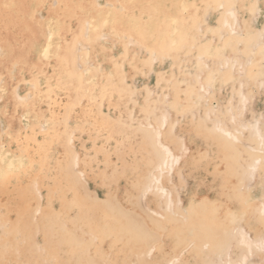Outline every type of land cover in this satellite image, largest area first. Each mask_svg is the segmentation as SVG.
Returning <instances> with one entry per match:
<instances>
[{
    "label": "bare ground",
    "instance_id": "bare-ground-1",
    "mask_svg": "<svg viewBox=\"0 0 264 264\" xmlns=\"http://www.w3.org/2000/svg\"><path fill=\"white\" fill-rule=\"evenodd\" d=\"M260 5L264 7V0H57V4L53 0H0V127H3L0 132V196L8 198L1 194H7V188L16 181L43 182L48 186L58 177L68 181L73 199L65 208L77 209L72 226L68 227L66 220L52 216L53 198L47 200V206L40 200L43 197H40V188L36 191L39 199L34 205L30 206V201L25 198H10L13 206L16 205L10 219L27 215L39 227L46 221L49 226L46 231L63 227L69 234L68 242L78 241L70 255L72 264H79L73 260L85 253H89L92 260L104 257L103 238L108 235L115 240L111 248L114 243L131 239L130 252L143 262L141 264H152L149 258L146 259L150 257L154 243L152 233L167 228L164 227L166 224L156 220L169 209L173 215L163 218L174 221L173 225H167L175 247L163 258L162 264H172L171 255L179 259L180 252L186 247H191L198 263L203 264L196 256L202 245L209 249V264H215L211 258L213 254H220L222 264H258L246 261L254 255L252 245H248V254L241 260L235 259L232 252L237 230L241 242L249 239L254 244L251 239L253 229L248 230L249 217L264 215V197L254 198L259 179L264 191V123L259 125L263 116L255 114H251L254 123L248 124L244 119L251 96L240 94L242 107L237 113L230 112L231 125L220 115L213 119L216 122V128L212 130L214 135L207 132L208 139L213 141L205 142L200 152L203 155L223 137L219 146L226 162L222 167L215 165V173L220 175L226 168L230 178L237 177L234 195H217L218 198L208 201L196 195L187 207H176L182 202L181 193L167 195V187L176 171L180 179L184 178L183 168L174 169L180 158H185L188 146L185 140L177 148L179 144L171 140V132L163 130L169 125L163 120L171 113L169 109L181 110L188 120L187 109L194 105L195 96L197 100L200 94L192 80L202 84V91L206 92L212 86L208 84L220 72L228 85L250 66V81L259 83L257 77L264 76V69L260 74L264 63V28L257 32L252 16ZM209 10H214L218 16L210 23L212 26L207 35L201 30ZM238 29L239 34L236 33ZM209 34L211 41L206 43ZM80 44L85 46L82 52L77 51ZM137 46L143 54L130 62L133 48ZM179 48L184 55L181 60H176L173 77L167 80V76L159 74L149 84V90L153 83L158 86L167 81L170 85L171 92L161 93L159 104L150 102L153 93L149 90H131L135 73L142 71L141 75H146L144 69L150 61L166 53L170 56ZM230 52H234L231 58ZM245 55L250 62L241 61ZM115 66L125 73L124 80ZM203 75H206V85L201 81ZM115 97L119 102L109 104V99ZM167 97L171 98L168 103ZM87 102H105L114 108L104 117H93L98 131L109 137L107 147L121 143L127 151L131 148L127 144L129 139L137 142L133 146L136 151L146 150L147 142L148 146L155 145L152 149L158 158L155 156L146 167L145 178L134 182L141 194L138 197L125 195L121 201L111 192L102 197H91L97 194L88 191L90 180L101 181L110 187L106 184L110 179L102 176V167L109 159L105 153L95 159L88 158L89 153L74 136L75 127L65 124L76 118V114L81 113V104L86 103V106ZM86 108L89 114L94 111L89 106ZM148 110L151 111L148 118L132 120L133 115L140 117L141 112ZM211 113L204 105L199 113L203 118L201 121L210 123ZM153 123H156L155 127L150 130ZM85 127L88 128L86 124L81 126L82 129ZM216 129L222 130L221 133H216ZM246 132L250 148L244 147L242 142L241 136ZM56 147L59 152L55 153ZM131 162L126 177L129 180L139 171L136 160ZM75 169H78L77 173ZM156 190L158 192H154ZM149 195L155 196V202L150 205L153 215L146 223L143 217L140 219L139 214L143 211L131 209L130 201ZM100 220L104 224L103 230H100ZM124 220L127 222L123 223ZM85 230L88 239L93 237L94 240L80 247ZM16 231L12 227L6 236L10 237ZM183 233H186L185 237ZM257 236L256 242H261L259 250L264 249L261 230ZM162 243L160 252L166 247L165 241ZM93 249L96 250L94 253ZM44 251L47 252V245L42 247L39 256ZM225 251V256H221ZM65 258L58 255L52 264H63ZM261 262L264 263V259ZM179 264L185 263L179 261Z\"/></svg>",
    "mask_w": 264,
    "mask_h": 264
},
{
    "label": "rangeland",
    "instance_id": "rangeland-1",
    "mask_svg": "<svg viewBox=\"0 0 264 264\" xmlns=\"http://www.w3.org/2000/svg\"><path fill=\"white\" fill-rule=\"evenodd\" d=\"M53 3L57 4V0H53ZM217 16L218 13H216L214 10L207 11L204 28L203 30H201L202 33H204V31L205 34L209 32V28L210 26H212L210 23L216 20ZM252 22L254 29L257 32L264 28V7H262L261 5L256 7L255 14L252 16ZM240 32V29L236 31V33L238 34ZM262 40H264V38ZM208 41H211L210 34L209 36H206V43ZM239 48H242V46H240ZM84 50L85 46L83 44L77 46L78 52H82ZM133 50L134 51L132 52V58L130 59V62L136 60L137 57H141L140 54H143V52H140L138 46L137 48L134 47ZM183 55V52L180 51L179 48L176 53H172L170 56L167 55V53L166 55L163 54L157 56V60L154 59L150 61L147 66H145L144 72L146 75L142 76V71L135 73L134 81H132L135 85H130V87H132L131 90H135L136 88H138V90L142 89L144 92L148 91V88L150 87L149 84H151L155 80L154 78H156L159 74L167 76V78H165L167 80L171 79V77H173V67L175 66V62L178 58L179 60H181ZM228 56L230 58L233 57L234 52H230ZM248 60L249 57L246 55L242 56L241 58V61L243 63L250 62ZM108 65H110V63ZM249 67L250 66H248L246 70L243 71L240 76L235 79V82H233V84L230 83L228 85L224 83L223 73L220 72L217 76H214L212 82L208 84L212 86H210V88L206 92L202 91V84L198 85L195 80H192L196 92L200 94L197 95V100L195 96L194 105L187 109L189 112V121L183 117V113H181V110L178 112L177 110L174 111L171 109H169L171 113L168 114L165 120H163L164 124H169L168 128L165 127L163 130H168L171 132V140L179 144V147L177 148H180L182 142H184L185 140L188 146L185 158H180L179 164L174 169L179 170L180 168H183V172L185 174L184 178L180 179L179 172L176 171V173L174 174V178H171L172 180L169 182L170 187H167V195H176V192L178 194L179 191L181 193L182 202H180L179 205L176 207H187V205L191 203V201L196 195L198 198H201V200L205 198L207 201L208 199H216L217 195H234L233 190L236 186L237 177L230 178L226 168H224L223 173L220 175L215 173V165L218 164L220 165V167H222V165L225 166L224 162H226L224 153H222V149L219 146L220 142L223 140V137L221 136L222 139L219 138V144H214L213 146H211V148L208 149L207 152L203 155H201L200 152L203 149V145L205 142L213 141L212 139H208L207 132L210 136L214 135V133L212 132V130L216 128V122H214L213 120L214 118L216 119L220 115L222 116L223 120H225L228 124L231 125L232 118L230 112L233 111L237 113L242 107L241 104L243 101L242 97H240L241 93L245 96H251L252 98L246 104L248 108L245 111V121L248 124L254 123V121H252L251 119V114H255L257 116H263L259 120L258 124L262 125L264 123V76L261 74L264 69V63L262 66V70L260 71L262 77H257L259 82L258 84L252 83L250 81L251 74L248 70ZM115 68H118L116 70H118V73L120 74L119 76L124 80L125 73L122 72L121 68H119L118 66H115ZM127 73L129 72L127 71ZM192 73H194V71ZM188 77L190 78L189 75ZM205 79L206 75H203L201 77V81H203L204 85L207 84V81ZM126 82L127 84H130V81ZM166 82L161 83L158 86L155 83L152 84V87L149 90L151 93H153L150 102L159 104L161 93H164L165 95L171 92L170 85ZM121 88L122 90H126L122 86ZM118 99L119 98L117 97L111 98L109 99L108 103H115L118 101ZM166 101L167 103L170 102L171 98L167 97ZM184 101L186 102V100ZM104 103L105 102H102L101 104L87 102L86 106H89V108L94 109V111H92L90 114L88 113V110L85 106L86 103H82L79 107V111L81 110V113L76 114V118L70 119L68 124L65 123L66 125H68V127H75L74 136L80 140V143L84 150L89 153V155L87 156L88 158L95 159L97 155L105 153L106 158L109 159L107 164L102 167V172H104L102 176H106L110 179L106 182V184L110 187L106 186L105 184H102L101 181L97 182L90 180L88 182V191L97 194L91 195V197H102L103 195H107V193L111 192V194L116 195L121 201L125 195H134L138 197L141 194L138 191L139 188L135 187L134 182L135 180L142 181L145 178L146 167H149V165L153 162L152 159L158 155L155 149H152L155 145L151 144L148 146L147 142L145 147L146 150L136 151L135 147L133 146L137 142L135 140L129 139V142H127V144L131 148L127 151L123 149L124 146H122L121 143H116L110 148L107 147L110 143V140H108L109 137L104 136L103 132L98 131V124L94 121L95 119L93 118L95 117L97 119L98 117H104L106 116L108 110L114 109L113 106H109L108 104ZM204 105L208 106V108L211 109L212 113L209 117L212 119L210 123H203V120L201 121V119L203 118H200L201 114L199 113L200 110L203 109ZM112 113L114 114V112ZM140 114V117H137V115H133L132 120H137L138 118H140V120L146 119L150 116L151 111H143ZM159 116L160 112L158 113V117ZM83 124H86L88 128L85 127L84 129H82L81 126ZM155 124L156 123H153V126L150 127V130H153ZM2 130L3 127H0V132H2ZM216 131V133L220 134V131L222 130L216 129ZM182 132H186L184 136H182ZM245 135H247V132L241 136L243 145L246 148H250L251 143L248 141L249 138ZM194 141H196V143ZM234 141L235 143H237V140ZM56 152H59L58 147L55 148V153ZM132 159L136 160V164L137 167H139V171L135 174L136 176H134L133 179L129 180L126 177L129 173L128 169L131 168ZM222 159H224V161ZM190 163L193 164L192 167L189 165ZM77 172L78 169H75V173ZM95 175L99 174L96 173ZM225 180L227 181L225 182ZM261 184L262 181L259 179L258 183L256 184L257 195H255L254 198L264 197V191L261 188ZM17 186H19L20 188H18ZM40 188V197L43 196L42 199L40 198V200L45 201V206H47V200L53 198L54 209H52L51 211L52 216L61 217L62 220H66V224L68 227L72 226V221H74V218L76 217L75 212L77 211V209L75 210L73 208H65L67 206V203H69L70 200H73L71 198V195L69 194L70 191L68 181H63L58 177L53 178V181H51L48 186H46L43 182H40L39 184L34 181L32 182V184H29L27 181H16L15 184L7 188L9 189L7 190V194L5 192L1 194L9 196L8 198H4L6 196H0V264H52L54 263V261L56 260L55 258L58 255H64V257H66L63 264H72L70 260V255L74 252V249L77 247L76 243H78V241L74 240L72 243L68 242L66 238L67 236H69V234L68 232L64 231L63 227L58 226L57 229H53L52 231H46L45 229L49 227L47 226L48 223L46 221L41 222V226L39 227V225L37 226L36 222H31L32 219L29 218L27 215L10 219L11 214L14 213V207L16 206H13V202L9 201L10 198L14 196H16L15 199L19 200L25 198L27 201H30L31 206L32 204L34 205L37 202V199H39L38 196H36L35 194L37 193L36 191L40 190ZM154 192H158V190ZM136 197L133 198V201H130V207L131 209H136L139 212L143 211V213L139 214L141 215L140 219L143 217L146 220V223H148L147 221L150 220L149 217H152L151 215H153V213H150V205H153L155 196L149 195L145 198ZM126 203L127 201L124 203V205H126ZM159 203L162 202L159 201ZM162 213L163 215H159L158 220L156 221L161 223L163 222L164 224H166L164 227L167 228L163 229V231H157L155 233H152V240L154 241V243L152 245L151 250L149 251L151 253L150 257L147 256L146 258H149V261H152V264H162L163 258L171 254L175 247V244H173L174 240L172 239L173 235L170 231H168L169 226L173 225L174 221H172L171 218H167V220L163 218L170 217V215H173V212L172 210L168 209L166 211L164 210V212ZM89 217L91 218V213H89ZM249 219L250 221L248 222H250V224L248 225V230L251 228L253 229L251 233V239L253 240L254 244L250 243L249 239H245L243 240V242H241L242 238L239 237L240 233L238 232L239 230H237V232H235L234 234L236 236V241L233 242L232 247H235L232 252L235 256V259L238 260L240 258L241 260L243 258H246V255L248 254V245H252L251 248H253L254 250V255L246 261L248 263L257 262L258 264H264L261 262L264 259V249H260V251L258 246L261 244V242H256L258 241L257 233L259 232V230L262 231L264 237V215H260L257 218L249 217ZM125 221L127 222V220H124L123 223H126ZM100 222V230H103V221L100 220ZM169 222L171 223L169 224ZM178 223L179 222H177V224ZM12 227L17 231L14 233V235L10 237L6 236V232ZM107 232H110V229ZM87 233L88 231L86 230L82 231V240L80 243L82 244V246L80 247L87 246L92 240H94L93 237H90L92 239L89 240L88 236L86 235ZM185 234L186 233H183V237H185ZM255 236H257V238H255ZM130 240L131 239H129L128 242L119 241L117 243H114L115 245L111 248V243H113V241L115 240L112 239L110 235H108L106 236V238H103L104 246L102 247V253L105 255L104 257L92 260L91 255L89 253H85L82 257L77 258V260L73 261L79 264L143 263L135 256V254H132L130 252L132 247ZM162 240L165 241L164 244L166 245V247L162 252H160L161 244H163L162 242H164ZM45 245H47V252L44 251V253L39 256V254H41L40 251H42V247H44ZM95 251L96 250L93 249L92 253H94ZM208 251L209 249L206 246L202 245L200 246L199 251L196 253V256L203 261V264L210 263ZM65 253L67 255H65ZM225 254L226 251L224 254H221V256L224 257ZM194 255L195 253H193L192 248L186 247L183 248L180 252L179 259L175 255H171L170 259L172 264H179V261L180 263L184 261L185 264H199ZM213 255L211 257L213 259V263L222 264L221 258L219 257L220 254ZM145 257L146 256L143 255L142 259L145 260ZM236 264H238V262H236Z\"/></svg>",
    "mask_w": 264,
    "mask_h": 264
}]
</instances>
